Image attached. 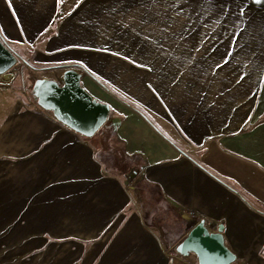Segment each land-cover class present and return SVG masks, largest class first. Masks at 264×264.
Listing matches in <instances>:
<instances>
[{
	"label": "crops",
	"instance_id": "crops-1",
	"mask_svg": "<svg viewBox=\"0 0 264 264\" xmlns=\"http://www.w3.org/2000/svg\"><path fill=\"white\" fill-rule=\"evenodd\" d=\"M0 37L15 69H69L109 108L87 138L14 70L0 86V255L199 264L178 248L204 222L264 264V0H0Z\"/></svg>",
	"mask_w": 264,
	"mask_h": 264
},
{
	"label": "water",
	"instance_id": "water-1",
	"mask_svg": "<svg viewBox=\"0 0 264 264\" xmlns=\"http://www.w3.org/2000/svg\"><path fill=\"white\" fill-rule=\"evenodd\" d=\"M21 59L14 55L0 37V78L11 82L13 70ZM63 86L54 81L38 80L32 93L39 107L51 112L55 119L71 131L87 138L93 137L109 121V108L93 101L81 88L80 76L67 69ZM223 230L213 234L204 222L198 224L179 246L183 257L190 253L199 264H233L236 258L224 246Z\"/></svg>",
	"mask_w": 264,
	"mask_h": 264
},
{
	"label": "rangeland",
	"instance_id": "rangeland-1",
	"mask_svg": "<svg viewBox=\"0 0 264 264\" xmlns=\"http://www.w3.org/2000/svg\"><path fill=\"white\" fill-rule=\"evenodd\" d=\"M151 4H154V1H150ZM149 5V4H148ZM149 7V6H148ZM28 63L19 64L17 69H14L16 74V80L13 83H10L12 88L20 94L28 95L32 100H35L33 97V87L36 82V76L32 73L29 68ZM264 70V64H259V72ZM0 79V86L4 85ZM119 160L117 161V163ZM26 241H20V245ZM51 248L57 249L59 247H68V248H80L81 244L79 241L66 240V241H51ZM22 247V245H21ZM21 247L19 250H21ZM73 255L69 256H60L57 252H53L49 255H19V256H9V255H0L1 264H79L81 263V255L72 250ZM66 259V260H65Z\"/></svg>",
	"mask_w": 264,
	"mask_h": 264
},
{
	"label": "snow or ice",
	"instance_id": "snow-or-ice-1",
	"mask_svg": "<svg viewBox=\"0 0 264 264\" xmlns=\"http://www.w3.org/2000/svg\"><path fill=\"white\" fill-rule=\"evenodd\" d=\"M257 2H259V0H257Z\"/></svg>",
	"mask_w": 264,
	"mask_h": 264
}]
</instances>
